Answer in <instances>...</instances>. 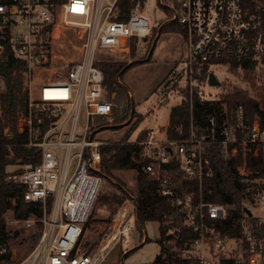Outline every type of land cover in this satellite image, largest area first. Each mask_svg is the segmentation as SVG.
I'll use <instances>...</instances> for the list:
<instances>
[{"label":"built area","instance_id":"2783aa9c","mask_svg":"<svg viewBox=\"0 0 264 264\" xmlns=\"http://www.w3.org/2000/svg\"><path fill=\"white\" fill-rule=\"evenodd\" d=\"M147 1L137 0L127 18H119L118 0H0V65L24 64L28 104L18 125L26 131V146L40 156L6 178L23 186L24 199L43 210L41 217L23 220L39 223L40 238L16 264H101L115 243L124 251L134 243L137 206L130 198L104 226L98 250H83L82 237L103 182L99 170L106 143L95 140L94 121L115 113L95 63L102 53L125 56L149 36ZM171 9L165 21L185 29L187 47L175 73L184 72L191 101L195 95L217 101L205 88L214 67L243 72L245 65H264V0H173ZM71 33L79 41L73 54ZM209 122L207 136L191 123L179 139H171L165 126H147L145 136L133 141L146 161L143 170L171 204L159 228L164 226L173 255L188 264H264V179L246 181L245 201L258 212L247 205L253 221L229 225L239 229L234 233L222 229L232 216L230 206L203 193V179L214 172L208 141L219 133L226 153L237 143L264 152V126L251 124L242 108L233 115H211ZM236 153L235 148L232 156Z\"/></svg>","mask_w":264,"mask_h":264},{"label":"trees","instance_id":"16d2710c","mask_svg":"<svg viewBox=\"0 0 264 264\" xmlns=\"http://www.w3.org/2000/svg\"><path fill=\"white\" fill-rule=\"evenodd\" d=\"M136 1L118 0L116 8L119 18H127ZM167 28L169 29L167 31L177 30L185 34V29L177 22L169 23ZM165 30L162 28V32H165ZM95 64L103 70V86L106 97L107 100L113 102L111 93L123 88L120 80L127 71L126 63L123 61L98 60ZM245 66V72L254 69L253 65ZM23 72L24 64L22 62L12 60L9 63L0 65V78L4 83V91H0V263L9 262L12 256L8 250L10 235L5 220L6 212L13 211L14 217L19 220L28 219L32 215L41 217L43 214V210L39 205L27 202L24 199L23 186L9 183L6 180L9 173L20 171L19 167L16 170H10V166H19L29 162L35 163L40 160L38 149L26 146L28 139L26 131L24 128L20 129L18 125L19 117L21 113L26 111L28 104V93L24 90ZM258 90L260 91L259 98L250 97L239 90L229 94L226 97L227 112L233 115L237 109L242 108L251 124L264 126V91L261 88H258ZM186 95L185 99L180 104L172 107L170 111L168 136L171 139H179L186 135L191 123H193L198 133L207 136L209 134L210 116L220 117L227 113L222 106H218V100H203L195 95L191 101L189 94ZM128 118L129 115L126 110L118 112L113 118V126L123 123ZM140 122L141 120L136 122L132 129L135 130ZM141 134L140 139L145 136V131ZM235 148L237 153L233 157ZM101 151L102 163L99 173L102 176L116 178L117 171L137 170L136 223L144 227L150 221L161 222L171 210V204L169 199L160 195L158 191L159 183L143 170L146 161L141 156L138 144L126 140L117 141L102 146ZM207 157L210 159L214 172L211 177L203 179L204 197L209 201L230 206L229 212L232 213V216L222 226V229L225 233L238 232L239 229L234 230L229 228V225L236 224L240 226L243 219H247L249 222L253 221L247 209L244 188L248 186L247 180L264 179V152L261 149L237 143L230 145L228 153H226L222 136L217 133L215 140L208 141ZM116 188L118 191L109 193L106 202L110 205L119 204L118 209L129 198L123 184L117 183ZM195 189L197 191L199 189L196 184ZM159 231L156 241L159 243L161 250L154 260V264H188L187 261L173 255L167 245L169 237L166 236L164 226H160ZM39 238L40 233L38 240ZM149 241L150 239L146 237V242ZM3 247L7 249L6 252H1ZM134 250L127 252L126 256Z\"/></svg>","mask_w":264,"mask_h":264},{"label":"rangeland","instance_id":"374dc122","mask_svg":"<svg viewBox=\"0 0 264 264\" xmlns=\"http://www.w3.org/2000/svg\"><path fill=\"white\" fill-rule=\"evenodd\" d=\"M145 12L151 18V27L158 24L160 27V23L165 22L172 15V12L165 13L158 0H148L145 4ZM168 24H162V28L166 29L165 32L169 30L167 28ZM158 26L153 28L149 36H147V40L143 38L138 43H134L129 54L122 56L102 53L99 56V59L103 61H123L126 63L127 69L120 81L123 87L122 90L111 93L115 105L113 117H97L94 121L97 125L94 130L95 140L106 141L103 146L117 141L126 140L132 142L140 139L141 133L147 126H165L164 128H169L168 121L172 107L180 104L187 96V93L189 94V99L191 100L192 98L189 88L185 84V79H183L184 72L177 75L174 70H171L167 74L169 68H172L176 63L175 59L181 53H186L187 47L185 45L181 46L180 38L177 35L167 36L166 34H162L154 45L159 31ZM171 32L180 33L177 30ZM78 44L77 37H74L71 33L69 36V54L74 53V46L76 48ZM150 52L151 58H149ZM146 61H150V64H142ZM179 64L180 61L178 62ZM193 69L194 71H200L198 65H194ZM212 72L216 74L221 84L211 86L207 83L205 88L209 92L216 93L215 97L219 102L218 106H222L226 112V97L229 94L239 90L250 97L259 98L260 91L258 88L264 91V65L247 72H241L233 68L226 70L214 67ZM158 82L159 85L155 89ZM0 91H4V83L1 78ZM167 98L168 100H164ZM160 100H163V103ZM133 105L135 108L133 119L126 124L130 119ZM122 110L127 111L129 118L123 123L113 126L114 116ZM227 113L230 114L229 112ZM139 120L141 122L137 128L135 130L132 129ZM94 122L92 121V123ZM18 167L12 165L9 169L16 170ZM115 175L116 178L103 176L102 186L82 237L83 250L86 252L98 250L102 245L104 226L114 218L113 215H115L114 213L119 204L110 205L106 200L109 193L118 191L116 184L120 183L125 186L128 198L131 200H136L138 197L137 170H120ZM118 193L120 194V192ZM246 203L255 212H258L257 207L248 202ZM5 220L10 235L8 250L12 256L9 262L0 264H16L27 257L37 245L40 225L39 223L27 225L23 220L15 218L11 210L6 212ZM159 233L158 222H147L144 227L136 223L135 230L131 233L134 243L130 246L131 248L127 249V252L135 249L134 252L126 256V251L122 252L120 243H115L109 249L101 264H154V260L161 250L159 243L156 241ZM146 237L150 239L149 242H146Z\"/></svg>","mask_w":264,"mask_h":264},{"label":"crops","instance_id":"0c3cea01","mask_svg":"<svg viewBox=\"0 0 264 264\" xmlns=\"http://www.w3.org/2000/svg\"><path fill=\"white\" fill-rule=\"evenodd\" d=\"M159 2V1H158ZM163 5H161V7H162V9L165 11V13H167V12H172V9H171V5H172V2H173V0H163ZM162 24H164V25H166L167 24V22L165 21V22H161L160 23V27L158 26V25H155V26H158L159 27V31H158V35H157V38H156V41H155V43H154V45L156 44V42H157V40L162 36V34H166L167 36H171V35H177L179 38H180V41H181V46H183V45H185L184 44V34H182V33H174V32H171V31H168V32H162ZM155 26H153L152 27V30H153V28L155 27ZM145 40H147V38H145ZM153 50V49H152ZM152 50H151V52H152ZM187 51V50H186ZM151 52H150V55H149V58H151ZM186 54V53H185ZM184 53H181V55L178 57V58H176L175 59V61H176V63L174 64V66L172 67V68H169V70L167 71V74L169 73V71H171V70H174V72H175V70H176V68H177V66H178V62L181 60V58H183V56L185 55ZM146 63H148V64H150V61H146L145 63H142V64H146ZM121 81V80H120ZM121 83V82H120ZM122 84V83H121ZM158 85H159V82H158V84L156 85V87H155V89L158 87ZM164 100H166V99H164ZM161 101V103H163V100H160ZM112 102V101H111ZM169 116H170V114H169ZM98 117H102V116H98ZM97 118V117H96ZM168 123H169V121H168ZM146 128V127H145ZM102 142H105L106 143V141H102ZM133 142V141H132ZM131 248V247H130ZM122 252H125L123 249H122ZM126 253H127V250H126ZM125 253V254H126Z\"/></svg>","mask_w":264,"mask_h":264},{"label":"water","instance_id":"95a60500","mask_svg":"<svg viewBox=\"0 0 264 264\" xmlns=\"http://www.w3.org/2000/svg\"><path fill=\"white\" fill-rule=\"evenodd\" d=\"M208 82H209V84L211 86H217V85L221 84V81L219 80V78L216 76V74L214 72H210L209 73ZM166 100H168V98ZM134 113H135V108H134V105H133L130 119H129V121L126 124H128L133 119Z\"/></svg>","mask_w":264,"mask_h":264},{"label":"bare ground","instance_id":"6f19581e","mask_svg":"<svg viewBox=\"0 0 264 264\" xmlns=\"http://www.w3.org/2000/svg\"><path fill=\"white\" fill-rule=\"evenodd\" d=\"M122 213V212H121Z\"/></svg>","mask_w":264,"mask_h":264}]
</instances>
